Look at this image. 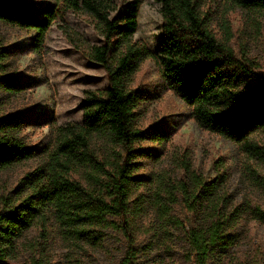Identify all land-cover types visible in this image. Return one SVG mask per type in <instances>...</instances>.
I'll list each match as a JSON object with an SVG mask.
<instances>
[{"label":"trees","instance_id":"obj_1","mask_svg":"<svg viewBox=\"0 0 264 264\" xmlns=\"http://www.w3.org/2000/svg\"><path fill=\"white\" fill-rule=\"evenodd\" d=\"M225 1L242 11L264 14V0ZM156 2L162 5L164 18L159 60L168 89L191 109L201 129L237 144L251 161L264 163V146L254 140L264 132V72L237 57L229 42L216 38L197 1ZM66 5L87 14L103 37L104 44L92 47L87 57L107 71L109 87L103 93L86 92L82 123L56 128L43 164L26 173L15 188L0 189V264L19 255L21 241L33 229L45 246L51 235H57L74 252L104 249L107 231L112 229L125 243L120 264H139L142 250L134 221L141 208L132 206V197L143 180L135 176L140 166L134 145L147 139L166 141L168 135L162 129L147 134L135 128L134 111L142 95L129 86L153 54L133 40L134 13L112 16L113 0H66ZM57 12L47 6L37 17L22 0H0V22L34 32L39 47ZM7 59L0 44V89L19 93L17 83L3 84ZM22 123L18 116L0 118V172L36 156L17 137ZM217 168V177L210 182L187 167L188 181L171 185L165 180L156 188L150 226L155 239L146 250L157 244L169 250L175 232L181 230L187 262L209 264L217 251L223 254L237 241L235 230L245 214L264 225L263 206L231 207L228 172L222 163ZM81 171L86 181L74 178ZM177 195L187 213L200 214L208 226L197 227L173 215ZM149 207L144 205V211Z\"/></svg>","mask_w":264,"mask_h":264},{"label":"rangeland","instance_id":"obj_2","mask_svg":"<svg viewBox=\"0 0 264 264\" xmlns=\"http://www.w3.org/2000/svg\"><path fill=\"white\" fill-rule=\"evenodd\" d=\"M22 1L37 17L47 6L58 12L41 47L37 46L34 32L0 22V44L8 55L2 72L6 80L3 84L13 87L17 83L20 89L19 93L0 89V118L18 116L23 123L17 137L36 153L32 160L0 172L2 190L15 188L26 173L43 164L46 152L53 146L56 128L82 123L86 92L103 93L109 87L107 71L87 57L92 47L104 44L87 14L68 9L66 0ZM195 1L216 38L229 42L237 57L250 60L264 72V14L242 11L225 0ZM113 3L116 11L112 16L134 13L137 30L133 40L153 54L129 86L142 95L134 111V126L147 134L162 129L168 135L166 141L147 139L134 145L140 166L135 176L143 180L132 197V206L141 208L134 221L137 244L142 250L139 264H190L185 257L187 244L181 230L175 232L169 250L160 244L152 251L145 249L154 238L150 226L155 219L152 209L156 188L165 180L188 181L187 167L206 181H213L217 177V164L222 163L228 172L231 207L244 208L247 204L264 207V163L251 161L237 144L201 129L192 118L191 109L166 86L159 60L164 23L162 5L156 0H113ZM254 140L264 146V132L258 133ZM74 178L86 181L87 175L81 171ZM177 196L173 215L192 221L197 227L208 226L200 214H188ZM148 203L151 207L144 211ZM107 233L104 249L74 252L57 235H51L45 246L39 231L33 229L21 241L19 255L8 264H120L124 240L112 229ZM235 233L237 241L223 254L217 251L209 264H264V225L245 214Z\"/></svg>","mask_w":264,"mask_h":264}]
</instances>
